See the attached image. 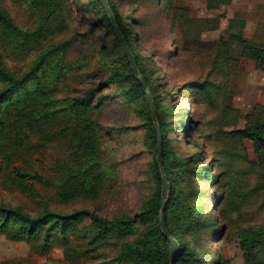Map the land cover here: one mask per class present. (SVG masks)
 <instances>
[{"label":"rangeland","instance_id":"rangeland-1","mask_svg":"<svg viewBox=\"0 0 264 264\" xmlns=\"http://www.w3.org/2000/svg\"><path fill=\"white\" fill-rule=\"evenodd\" d=\"M96 1L0 0L1 60L8 72L26 77L6 102L7 113L19 117L12 116L14 124L9 120L1 129L6 139L0 140V205L36 221L23 241L0 236V264H151L119 256L128 246L147 252L163 242L160 225L150 220L109 230L81 215L134 218L155 196L162 198L163 187L154 171L157 155L137 111L147 104L145 91V101L134 103L124 99L132 84L102 87L128 57L103 26ZM113 1L125 30L138 35L139 61L161 95L178 156L188 151L203 158L196 178L182 174L180 179L186 191L201 187L210 193V200L201 199L207 214L196 219L203 223V235L193 242L181 214L170 213L171 228L197 254L195 260L264 264V249L255 261L257 254L245 242L249 231L264 224V180L256 178L264 164L252 141L232 133L264 124V67L244 51L231 56L244 39L264 44V0ZM157 60L166 78L153 69ZM186 87L191 89L176 91ZM22 93L25 99L16 106L19 99L12 96ZM113 94L117 97L110 100ZM85 102L98 107H79ZM45 112L53 115L46 118ZM89 126L101 143L102 168L93 174V168H81L92 149L76 146L82 136L88 139ZM182 126L197 149L183 141L177 145L187 136L185 130L177 136ZM207 220L215 225V235L222 231L217 239L209 237Z\"/></svg>","mask_w":264,"mask_h":264},{"label":"trees","instance_id":"trees-1","mask_svg":"<svg viewBox=\"0 0 264 264\" xmlns=\"http://www.w3.org/2000/svg\"><path fill=\"white\" fill-rule=\"evenodd\" d=\"M153 1V0H152ZM98 6L102 9L103 17H104V23L103 26L108 30L109 34L112 36V38L117 41V44L122 46L120 42V37L124 39L127 47L131 51V53L134 56L136 66L142 75V77L145 79L148 87L151 90L152 97L155 104V112L156 117L158 120V124L161 129L162 133V157L164 162V173L167 177V180L170 184V197L166 203L165 208V221L167 225V229L170 233V235L175 239L179 244V251L176 258L175 264H207L204 260H195V257H197V254L195 252H192L190 248H187V244L182 240V235L180 232H176L175 229L171 228L169 223V217L170 213L173 214H181L185 221L183 223V228H186L188 230L189 234H192V241L196 242L200 239V236H202L203 232V226L201 218L202 216L206 215L207 212H202V208L204 207V203L201 202V199H207L210 200V193L207 192V190L199 188V191L194 189L184 190L181 187V175L186 174L191 180L193 178H196L197 175V168L200 166V162L203 160L201 157V154L198 152H188L186 156H178V149H176L171 142V137L168 135L169 130L172 129V124L169 119H167V110L163 106V100L161 98V95L159 96L156 94V91L152 89L151 82L149 80L148 75L146 74L145 70L142 68L139 59L143 58L142 55L139 54L138 46L139 44H136V39L138 37L137 34H132V29L130 32H127L125 30V26L118 15V9L117 4L118 2H115L113 0H108L110 10L114 16L116 27L115 28L112 24V20L110 17V14L106 10L105 7L100 3V1H96ZM231 2V0H230ZM173 25V27H176L175 20L170 21ZM244 23V22H243ZM133 27H136L135 25ZM121 35V36H120ZM237 39L235 36V41L237 42ZM242 49L238 52L236 48L234 50L236 51V54H234V50L231 56L233 55H239L241 56L242 51L247 54V56L250 59H253L258 62L260 67H264V44H259L253 41L249 40H242L241 42ZM219 48V47H218ZM169 54L173 55V52L170 51ZM122 51V49H121ZM124 51V49H123ZM107 51L103 52V55H107ZM218 53V52H217ZM216 53V54H217ZM224 58L218 57V62L226 64V60ZM159 63V64H157ZM154 65V70H160L159 76L160 79L166 78L167 73L164 69L161 68L160 60H157ZM131 65L129 63V60L125 58V61L123 62V65L116 70H113L110 72V75L107 77V80L103 84V88H108L112 85H118V86H126L129 84H132V87L130 90L127 91V93L124 94V99H130L131 101L137 102L139 99H143L145 101V93L143 90L142 85L140 82H138L134 78L133 70L130 68ZM31 74V72H30ZM26 78V77H25ZM24 76H16L15 74L8 72L5 68L1 57H0V140L5 141L6 136L5 133L3 134L2 128L5 127V125L8 124L9 120H13L12 116L19 117L17 114H8L7 113V106L6 102H9L11 99V94L13 95L14 92L24 83L25 80ZM29 78V76H28ZM193 88H200L204 90L206 88V85L196 86ZM191 87H186L183 89V91H180V89H176V91L179 92V94L183 93L186 90H190ZM18 95V94H17ZM12 96L16 99H19L18 104L16 106H19L21 103V99H25V95L20 96V94L17 96ZM114 96H109L110 100H113L116 98V94H113ZM79 107L85 108V109H97V105L95 106H89L86 102L80 103ZM101 111L103 108H99ZM138 113L140 114L141 120L144 122V125L146 127V141L147 144L152 147L153 153L157 155L158 152V135L156 128L153 123V116H152V110L148 103L143 105L142 107H138ZM46 118H49L53 113L45 112L43 114ZM255 117H261L259 115H256ZM263 122V121H260ZM90 123V122H89ZM88 123V125H89ZM14 124V120H13ZM96 127L100 130L101 127L95 123ZM177 136L181 135V131L185 130V128L182 126L181 128L177 127ZM95 128L92 126H89V133H88V139L86 140L85 137L82 136L81 141L77 143V148L79 149L83 145V149L85 150L86 146H90L92 149V152L89 154V160L87 164L82 165L81 168H93L92 174L95 173V168H102L101 161L97 158L101 154V143L99 144V138L100 135L95 136L94 134ZM88 131V128L84 130L82 134H79V136L85 134ZM3 135H2V134ZM233 134L237 135L238 137L242 139H248L254 143L255 150L259 155V163L262 165L264 164V124L258 123L252 128H246L243 130H237L232 132ZM184 134H186V138L184 140H181L180 138L177 141V145L181 144L183 141L188 146H191L195 149H197V145L194 144L190 140V134L186 133V130L184 131ZM190 140V141H189ZM86 141V142H85ZM5 143V142H4ZM8 144V143H7ZM5 143V145L7 146ZM214 162V160H213ZM158 162H154V171L157 173V179L158 183L162 184V176H161V170L158 166ZM173 170L175 172L173 173ZM263 171V172H261ZM261 171L259 173H256V178L260 181L264 180V168H261ZM20 175H23L22 172L18 171ZM207 176H209V179L212 181L214 180L213 176L210 175V173L207 171L205 172ZM173 176V178H172ZM97 179L101 178V176H96ZM98 191L97 184L93 185L92 193L96 194ZM194 191L196 192L197 201H195V195ZM186 198L185 200H183ZM217 203L220 202L219 198L215 199ZM219 202H218V201ZM162 209V198L161 195L155 196L153 201L148 204L146 207V211L138 214L134 218H114V219H107L99 216L97 213H91L88 211L81 212V215H84L88 217L91 222L98 226L101 229H116L121 230L123 227H132L139 222H145L147 220L156 222L160 225V213ZM219 213L221 212L220 209L218 210ZM20 220L24 223L20 226L15 225L16 221ZM196 219H200L199 222H196ZM16 220V221H15ZM35 224L36 221H30L27 216L23 215L22 213L12 210L10 208H6L4 206L0 205V236L4 235L7 238L13 240V241H23L24 240V234L30 233L31 235L35 231ZM206 227L210 228L209 231V237L212 239H217L221 236L222 231L219 234H214V227L215 225L210 221L207 220V222L204 224ZM155 234V230L153 231ZM160 232V229H159ZM163 242L160 244H156L153 247L148 248L147 252L142 250H135L131 247H126V251L124 254H121L119 256V259H140L142 261L151 263V264H170V249H171V242L169 239L165 238L164 235H161ZM210 239V240H212ZM208 240V239H207ZM246 244L249 247V250L254 251L257 255L255 256V261H259L260 257L262 256V251L264 249V224L262 225L261 229H254L248 232V235L246 236ZM195 244V243H193ZM215 264H218L215 262Z\"/></svg>","mask_w":264,"mask_h":264},{"label":"water","instance_id":"water-1","mask_svg":"<svg viewBox=\"0 0 264 264\" xmlns=\"http://www.w3.org/2000/svg\"><path fill=\"white\" fill-rule=\"evenodd\" d=\"M100 2L102 3V5L106 8V10L108 11V13L110 14L111 20H112V24L115 28L116 27V23H115V19L114 16L110 10L109 7V3L108 0H100ZM121 36V35H120ZM120 42L122 44V47L124 49L125 54L128 57L129 63L131 65V68L135 74V76L138 78L140 84L143 87V90L146 93V101L148 103V105L150 106L151 110H152V116H153V122H154V126L156 128L157 131V135H158V152H157V160H158V164L161 170V176H162V183H163V187H162V209H161V213H160V227L161 230L163 232V234L170 240L171 242V249H170V264H175L176 263V258L178 255V251H179V244L178 242L173 239V237L170 235L168 229H167V225H166V221H165V208H166V203L169 197V191H170V184L167 180V177L164 173V162H163V157H162V133H161V129L160 126L158 124V120L156 117V112H155V104H154V100L152 97V94L149 90V87L145 81V79L142 77V75L140 74L137 66H136V62L134 59L133 54L131 53V51L129 50V48L127 47L124 39L122 38V36L120 37Z\"/></svg>","mask_w":264,"mask_h":264}]
</instances>
